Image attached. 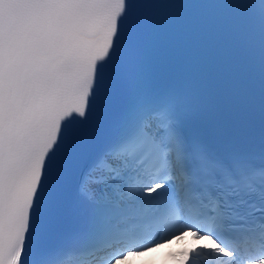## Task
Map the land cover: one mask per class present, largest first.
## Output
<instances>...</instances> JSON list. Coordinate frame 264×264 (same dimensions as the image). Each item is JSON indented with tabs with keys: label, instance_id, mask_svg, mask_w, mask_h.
Instances as JSON below:
<instances>
[{
	"label": "snow or ice",
	"instance_id": "obj_1",
	"mask_svg": "<svg viewBox=\"0 0 264 264\" xmlns=\"http://www.w3.org/2000/svg\"><path fill=\"white\" fill-rule=\"evenodd\" d=\"M165 245L264 264V0H0V264Z\"/></svg>",
	"mask_w": 264,
	"mask_h": 264
},
{
	"label": "clouds",
	"instance_id": "obj_2",
	"mask_svg": "<svg viewBox=\"0 0 264 264\" xmlns=\"http://www.w3.org/2000/svg\"><path fill=\"white\" fill-rule=\"evenodd\" d=\"M185 235H186V237H187L188 234H185ZM183 243H184V244H188V245H195L196 243H199V241H193V240L185 239V240L183 241ZM169 246L177 247V245H165V247H169ZM181 259H182V257H181Z\"/></svg>",
	"mask_w": 264,
	"mask_h": 264
},
{
	"label": "bare ground",
	"instance_id": "obj_3",
	"mask_svg": "<svg viewBox=\"0 0 264 264\" xmlns=\"http://www.w3.org/2000/svg\"><path fill=\"white\" fill-rule=\"evenodd\" d=\"M134 264H136V261L134 262Z\"/></svg>",
	"mask_w": 264,
	"mask_h": 264
}]
</instances>
